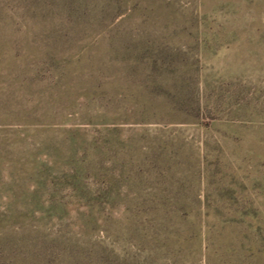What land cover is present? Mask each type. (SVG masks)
<instances>
[{
  "label": "rangeland",
  "instance_id": "374dc122",
  "mask_svg": "<svg viewBox=\"0 0 264 264\" xmlns=\"http://www.w3.org/2000/svg\"><path fill=\"white\" fill-rule=\"evenodd\" d=\"M70 183L194 202L264 249V0H0V217L68 203ZM45 215L46 240L72 247L76 226ZM115 226L92 239L120 255ZM28 231L3 224L21 258L0 264H175L30 259Z\"/></svg>",
  "mask_w": 264,
  "mask_h": 264
},
{
  "label": "trees",
  "instance_id": "16d2710c",
  "mask_svg": "<svg viewBox=\"0 0 264 264\" xmlns=\"http://www.w3.org/2000/svg\"><path fill=\"white\" fill-rule=\"evenodd\" d=\"M59 186L58 183H50L48 187L45 184L44 190L52 195L59 191ZM66 189L73 194L72 199L65 203L63 200H57L56 197H50L46 210L43 208L38 217L34 215L35 208L38 207L28 208L24 214L12 211L9 215L0 217V228L7 223L8 228L13 229L14 233L24 228L29 230L28 258L65 259L71 254L74 259L91 263H101L120 256L128 263H137L139 260L143 263L169 260L175 264H194V261L200 258L208 262L264 258V249L257 247L252 240H248L246 235V241L243 242V239L241 243L224 237L226 228H222L217 219L211 222L195 213L197 207L194 202L179 199L135 198L116 203L107 202L100 197L80 196L81 190L72 183L66 185ZM104 205H109L110 208L121 206L119 218L114 219L115 217L106 215L103 212ZM80 208H83V211H80ZM47 213L56 221L66 220L68 225L76 226L79 238L74 241L72 247L68 248L65 243L59 241L58 243L47 241L43 225L33 224ZM110 225H116L114 236L119 241L120 250L122 248L123 253L120 255L114 254L105 245L92 239L95 233H106ZM14 246L17 245L9 246V241L0 236V261L21 258Z\"/></svg>",
  "mask_w": 264,
  "mask_h": 264
}]
</instances>
